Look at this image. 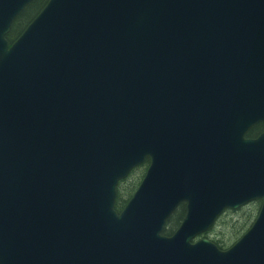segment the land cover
Listing matches in <instances>:
<instances>
[{
	"label": "water",
	"instance_id": "1",
	"mask_svg": "<svg viewBox=\"0 0 264 264\" xmlns=\"http://www.w3.org/2000/svg\"><path fill=\"white\" fill-rule=\"evenodd\" d=\"M34 1L0 0V264H264V0H49L11 44Z\"/></svg>",
	"mask_w": 264,
	"mask_h": 264
},
{
	"label": "trees",
	"instance_id": "2",
	"mask_svg": "<svg viewBox=\"0 0 264 264\" xmlns=\"http://www.w3.org/2000/svg\"><path fill=\"white\" fill-rule=\"evenodd\" d=\"M49 0H35L33 4H31L25 12L17 19L15 24L13 25L12 31L8 36V41L12 44L16 41L21 34L25 31L28 25L36 18V16L43 10ZM264 131L263 125H258L253 128L250 133L248 134L249 138H256ZM149 163H146L142 167L135 170L131 176L120 183L118 188V198L116 204L117 212H121L131 197L134 195L135 191L139 187L144 175L147 171ZM261 203L255 202L250 204L245 208L234 211V212H227L223 215L214 228L208 232L204 237L209 239V235L213 234L218 228H228V234L220 237L217 236L213 240H211L219 249L227 250L232 247L252 226L253 222L255 221L259 210H260ZM186 213L185 206L179 208V210L174 214V216L170 219L167 228L164 231V235L171 236L180 226L184 216ZM241 216L234 221H227V218L232 216L239 215ZM226 238V239H224Z\"/></svg>",
	"mask_w": 264,
	"mask_h": 264
},
{
	"label": "rangeland",
	"instance_id": "3",
	"mask_svg": "<svg viewBox=\"0 0 264 264\" xmlns=\"http://www.w3.org/2000/svg\"><path fill=\"white\" fill-rule=\"evenodd\" d=\"M246 209V208H245ZM246 210H249V209H246ZM242 213H240L239 215H236V216H233V218H231L232 216H230L229 218H227V221H234L236 220L237 218H239L241 216ZM228 228H225V227H222V228H218L213 234H210L209 235V240H213L214 238H216L217 236H224L226 234H228ZM226 239V238H224Z\"/></svg>",
	"mask_w": 264,
	"mask_h": 264
},
{
	"label": "bare ground",
	"instance_id": "4",
	"mask_svg": "<svg viewBox=\"0 0 264 264\" xmlns=\"http://www.w3.org/2000/svg\"><path fill=\"white\" fill-rule=\"evenodd\" d=\"M33 4V3H32ZM28 8V7H27Z\"/></svg>",
	"mask_w": 264,
	"mask_h": 264
}]
</instances>
